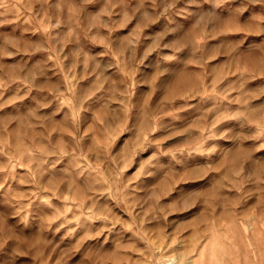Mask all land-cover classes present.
I'll return each mask as SVG.
<instances>
[{
  "label": "rangeland",
  "instance_id": "rangeland-1",
  "mask_svg": "<svg viewBox=\"0 0 264 264\" xmlns=\"http://www.w3.org/2000/svg\"><path fill=\"white\" fill-rule=\"evenodd\" d=\"M0 264H264V0H0Z\"/></svg>",
  "mask_w": 264,
  "mask_h": 264
}]
</instances>
